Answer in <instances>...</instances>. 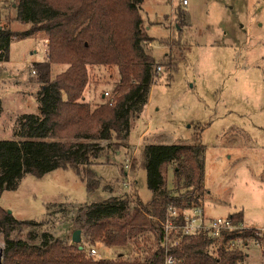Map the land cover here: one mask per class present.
Here are the masks:
<instances>
[{
	"label": "rangeland",
	"instance_id": "374dc122",
	"mask_svg": "<svg viewBox=\"0 0 264 264\" xmlns=\"http://www.w3.org/2000/svg\"><path fill=\"white\" fill-rule=\"evenodd\" d=\"M12 2L0 0V17L9 12ZM171 2L178 0L143 1L145 22H154L149 30L154 39L148 47L156 60L170 64H158L161 69L154 72L148 102L131 120L129 140L109 148L101 141L104 151L92 165L98 188L87 191L72 170L56 169L41 177L26 174L16 190L2 192L0 204L15 218L43 221L36 227L39 234L47 232L71 242L73 228H79L76 217L87 203L103 200L109 193L128 194L120 172L128 165L138 169L129 193L143 202L150 200L142 148L145 142L163 140L199 145L202 161L201 187L196 189L193 184L185 188L170 164V193L183 196L193 191L207 216L228 217L242 210L247 226L264 227V0H188L184 9L172 7ZM176 7L185 14L183 22L174 12ZM11 27L22 31L28 25L12 22ZM47 43L37 35L11 39L9 61L0 72V98H4L0 138H15L19 112L35 110L40 83L33 64L46 59ZM66 66L53 64L51 77ZM117 81L116 67H89L84 101L92 105L107 101L105 92L113 99ZM81 238L85 251L94 247L97 257L134 255L130 245H89L82 230ZM245 251L244 264H264V247L250 244Z\"/></svg>",
	"mask_w": 264,
	"mask_h": 264
},
{
	"label": "trees",
	"instance_id": "16d2710c",
	"mask_svg": "<svg viewBox=\"0 0 264 264\" xmlns=\"http://www.w3.org/2000/svg\"><path fill=\"white\" fill-rule=\"evenodd\" d=\"M143 1L13 0L8 5L9 12L0 17V23L5 21L0 27V60H9L14 36L46 39L48 56L33 64L40 83L36 111L19 115L15 138H0V197L4 190H16L26 174L41 177L56 169L72 170L87 191L98 188L99 177L92 165L104 151L101 141L109 148L126 140L131 120L147 102L156 67L170 64L165 59L156 60L148 47L154 37L147 29ZM176 15L181 22L186 18L179 9ZM12 22L28 27L15 31ZM53 64L67 66L51 77ZM92 66L116 67L118 81L111 101L96 105L84 101ZM199 149L197 144H145L142 154L151 199L143 202L134 193L111 195L87 203V209L76 217L86 243L130 245L132 257L123 253L115 258L90 255L81 242L71 243L47 232L39 234L36 227L42 220L17 219L0 204L2 264H165L167 255L176 264H244L250 244L264 246V235L254 227L234 230L224 238L200 233L183 235L177 244H163L161 222L167 206L196 202L199 196H194L195 192L185 196L170 193L168 168L173 164L172 172L183 180V186L193 184L196 189L202 175ZM228 217L244 222L242 210ZM174 222L183 224L184 220L179 217ZM237 239L239 245L227 246Z\"/></svg>",
	"mask_w": 264,
	"mask_h": 264
},
{
	"label": "built area",
	"instance_id": "2783aa9c",
	"mask_svg": "<svg viewBox=\"0 0 264 264\" xmlns=\"http://www.w3.org/2000/svg\"><path fill=\"white\" fill-rule=\"evenodd\" d=\"M174 5L181 6L182 8L188 4V0H178ZM161 67L157 66L156 71L160 70ZM32 72H35L32 70ZM104 96H108L109 101L112 100V95L109 92H105ZM125 191L129 192L132 190V183L129 180L123 183ZM193 194V191H191ZM194 196H197L196 193ZM183 218V224H176L174 218ZM164 229V242L165 246L169 244H177L180 237L183 235H198L203 233L209 237L224 238L227 233L234 230L251 229L253 227L247 226L244 222H234L229 217H213L209 218L204 213L203 205L201 204L200 198L198 200L191 201L180 206L168 205L166 208V217L161 222ZM258 230L260 235H264V227H254ZM240 239L232 240L227 245L228 247L239 245ZM255 244L260 245L258 242ZM261 246V245H260ZM264 247V246H262ZM3 249L4 243H0V264L3 262ZM90 255H95L97 251L94 247H91L89 252ZM165 264H176L175 259L171 255H167Z\"/></svg>",
	"mask_w": 264,
	"mask_h": 264
},
{
	"label": "crops",
	"instance_id": "0c3cea01",
	"mask_svg": "<svg viewBox=\"0 0 264 264\" xmlns=\"http://www.w3.org/2000/svg\"><path fill=\"white\" fill-rule=\"evenodd\" d=\"M173 2H171V4H172ZM175 3V2H174ZM142 7H143V5H142ZM172 7H173V5H172ZM177 9H179V7H176V9H174V12L176 13V10ZM182 9H184V7L182 8ZM144 10V9H143ZM171 12H172V8L170 7V12H168V15H170L171 14ZM174 13V14H175ZM146 15V14H145ZM168 15H166L165 16V18L168 16ZM147 17H148V15H147ZM148 19H149V17H148ZM148 22H150L149 23V26H148V32H149V30H150V24H153L154 22L153 21H151L150 19H149V21ZM44 60H45V58H44ZM7 61H9V60H7ZM6 61H4V60H0V72H2V70H3V66H4V63H5ZM66 68V67H65ZM63 71V70H62ZM1 83V82H0ZM104 96L102 95V98H103ZM3 97L2 98H0V102H1V108H2V103H3ZM104 99V98H103ZM37 102V101H36ZM147 102H148V98H147ZM146 102V103H147ZM38 102L35 104V110L37 109V107H38ZM145 106H146V104H145ZM145 106H144V108H145ZM144 108H143V110H144ZM3 109V108H2ZM35 110L34 111H29V110H24V112L22 111V112H19V115H21V114H24V113H33V112H35ZM19 115L17 116V118L19 117ZM16 118V119H17ZM132 127H134V125L133 126H131L130 127V131H131V129H133ZM129 131V132H130ZM147 131H145V132H142V134H140V137H142V136H144L145 135V133H146ZM144 133V134H143ZM155 134H158V133H155ZM13 137V136H12ZM139 137V138H140ZM129 138H130V133L128 134V136H127V140H129ZM165 140H163V141H159V142H145V144H149V143H154V144H189V143H186V142H178V141H176V142H174V143H166V142H164ZM126 142V141H125ZM130 143V142H129ZM190 144H192V143H190ZM193 144H195V143H193ZM263 166H264V162H263ZM121 170L124 172V173H122V176L124 177V178H122L121 180H122V184H123V181H126V180H129L130 182H132L133 184H134V174L135 173H137V171L136 170H138V169H134V167L132 166H130V165H128L127 166V169L126 168H121ZM121 172V171H120ZM109 189H110V191H112L111 189H113V188H111V187H109ZM152 193V192H151ZM112 194H108V196L107 197H109V196H111ZM114 195H121L120 193L119 194H114ZM204 213H205V211H204ZM206 215V214H205ZM207 216V215H206ZM207 217H209V218H213V217H211V216H207ZM217 217H223V216H217ZM226 217V216H225ZM117 246H114V247H112V248H116Z\"/></svg>",
	"mask_w": 264,
	"mask_h": 264
},
{
	"label": "water",
	"instance_id": "95a60500",
	"mask_svg": "<svg viewBox=\"0 0 264 264\" xmlns=\"http://www.w3.org/2000/svg\"><path fill=\"white\" fill-rule=\"evenodd\" d=\"M8 213H10L9 210ZM81 239V230L79 228L74 229L71 235V243L79 244L81 242ZM79 249H82L81 245H79Z\"/></svg>",
	"mask_w": 264,
	"mask_h": 264
}]
</instances>
